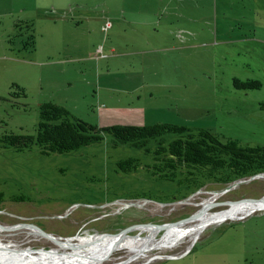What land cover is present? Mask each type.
Wrapping results in <instances>:
<instances>
[{
  "label": "rangeland",
  "instance_id": "1",
  "mask_svg": "<svg viewBox=\"0 0 264 264\" xmlns=\"http://www.w3.org/2000/svg\"><path fill=\"white\" fill-rule=\"evenodd\" d=\"M31 20L34 50L24 48ZM236 77L261 86L238 88ZM14 83L27 95L13 96ZM51 100L99 127L170 122L264 146V0H0V134H36L40 106ZM128 157L141 165L121 170L118 162ZM150 163L152 154L114 146L109 133L66 153L0 146V222L21 225L0 226V245L60 256L76 249L53 237L80 244L81 236L176 222L205 202L216 212L264 197V173L195 189L181 175L154 176ZM213 219L196 238L193 219L176 239L172 229H158L147 245L117 249L100 263L190 253V264H264V205ZM149 234L135 228L126 235Z\"/></svg>",
  "mask_w": 264,
  "mask_h": 264
},
{
  "label": "trees",
  "instance_id": "2",
  "mask_svg": "<svg viewBox=\"0 0 264 264\" xmlns=\"http://www.w3.org/2000/svg\"><path fill=\"white\" fill-rule=\"evenodd\" d=\"M27 27L31 32L24 40V48L34 50L37 42L32 20ZM234 85L238 88H258L261 82L236 77ZM12 87L14 95H27L25 87L15 83ZM105 133L112 136L114 146L131 144L152 154V163L146 167L154 176L175 180L181 175L180 183L190 188H201L206 181L227 184L264 173L262 145H244L238 139L224 138L211 129H193L161 121L148 125L114 124L99 127L72 117L66 106L52 100L40 106L36 134L5 130L0 134V146L22 151L38 145L43 154L66 153L102 141ZM168 135L173 138L169 140ZM118 165L121 170L129 172L136 170L141 161L128 157L121 159ZM0 200L3 201V192H0Z\"/></svg>",
  "mask_w": 264,
  "mask_h": 264
},
{
  "label": "bare ground",
  "instance_id": "3",
  "mask_svg": "<svg viewBox=\"0 0 264 264\" xmlns=\"http://www.w3.org/2000/svg\"><path fill=\"white\" fill-rule=\"evenodd\" d=\"M213 203L209 204L208 202H205V208L202 209L200 214L195 217V220H198V223L194 227L195 231H197L194 235L195 238L197 237L198 232L205 225H208L212 220H214L213 218L221 219L226 215L230 218H239L243 214L250 213L264 205L263 202L241 200L233 202V205L223 211L212 212L207 210L206 208H210ZM182 227L183 223L169 228L172 229L173 239H176L179 235H181L183 231ZM146 229L150 231V234L147 236H134L126 234L114 235L106 233L102 235L92 234L90 237L81 236L82 242L74 245L76 250H73V252H62L60 256L58 250L42 252V258L28 256V250L22 251L21 249H18V247L8 248L7 246L0 245V262H5L6 264H101V260L106 259L107 256L111 255L117 249L124 247L135 249L141 245H147L150 240L153 239V235L156 234L160 228L152 226L147 227ZM71 240L72 239L69 238L66 243L73 245V243L70 242ZM57 241H61L63 244L65 243L64 240L57 239ZM4 247L13 250V252L4 250ZM15 249H17L18 252H15L17 251ZM90 256L95 258L92 263L87 261V258ZM116 264H123V262Z\"/></svg>",
  "mask_w": 264,
  "mask_h": 264
},
{
  "label": "water",
  "instance_id": "4",
  "mask_svg": "<svg viewBox=\"0 0 264 264\" xmlns=\"http://www.w3.org/2000/svg\"><path fill=\"white\" fill-rule=\"evenodd\" d=\"M256 175H259V173H257V174H254V176H256ZM243 200H248V201H255V202H263L264 203V197H262V198H245V199H243ZM234 202H236V201H234ZM201 212V211H200ZM200 212H198V213H195V214H193V215H190V216H188V217H185V218H183V219H181V220H178V221H176V222H168V223H140V224H134V225H131V226H129L128 228H126V229H124L123 231H121V232H119V233H117V234H114V235H124V234H127V232L128 231H130V230H132V229H135V228H147V227H152V226H156V227H158V228H160V229H168V228H170V227H172V226H175V225H179V224H182V223H186V222H188V221H190V220H193V219H195V217L198 215V214H200ZM106 234H109V233H106ZM54 239H58V238H55V237H53ZM58 243H61V244H63L61 241H58ZM65 243H66V241H65ZM63 244V245H69L68 243H66V244ZM75 244H73V246H74ZM33 250V249H32ZM36 250V249H35ZM40 251H43V252H51V251H53V250H47V249H44V248H42V249H39ZM182 256V255H181ZM178 257H180V256H174V257H170V258H178Z\"/></svg>",
  "mask_w": 264,
  "mask_h": 264
},
{
  "label": "crops",
  "instance_id": "5",
  "mask_svg": "<svg viewBox=\"0 0 264 264\" xmlns=\"http://www.w3.org/2000/svg\"><path fill=\"white\" fill-rule=\"evenodd\" d=\"M189 255L185 254L178 258H168L160 261L149 262L146 264H190L188 260Z\"/></svg>",
  "mask_w": 264,
  "mask_h": 264
},
{
  "label": "flooded vegetation",
  "instance_id": "6",
  "mask_svg": "<svg viewBox=\"0 0 264 264\" xmlns=\"http://www.w3.org/2000/svg\"><path fill=\"white\" fill-rule=\"evenodd\" d=\"M12 92H13V90H11V93ZM12 95L15 96V97H19L17 95H14L13 93H12ZM8 224H4V223L0 222V226L3 227L4 229H9L10 230V229H13V228H16V227H21L20 223H16V222H11V223H8Z\"/></svg>",
  "mask_w": 264,
  "mask_h": 264
},
{
  "label": "clouds",
  "instance_id": "7",
  "mask_svg": "<svg viewBox=\"0 0 264 264\" xmlns=\"http://www.w3.org/2000/svg\"><path fill=\"white\" fill-rule=\"evenodd\" d=\"M183 255H185V254H183ZM183 255H182V256H183Z\"/></svg>",
  "mask_w": 264,
  "mask_h": 264
}]
</instances>
